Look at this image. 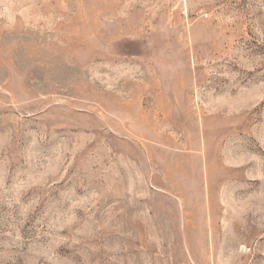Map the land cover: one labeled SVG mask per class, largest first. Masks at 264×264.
I'll return each mask as SVG.
<instances>
[{"label":"rangeland","instance_id":"rangeland-1","mask_svg":"<svg viewBox=\"0 0 264 264\" xmlns=\"http://www.w3.org/2000/svg\"><path fill=\"white\" fill-rule=\"evenodd\" d=\"M0 264H264V0H0Z\"/></svg>","mask_w":264,"mask_h":264}]
</instances>
